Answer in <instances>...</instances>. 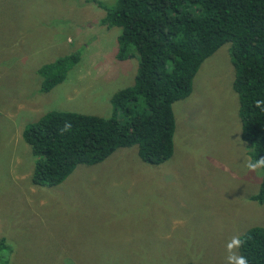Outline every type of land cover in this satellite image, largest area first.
<instances>
[{
    "label": "rangeland",
    "instance_id": "obj_1",
    "mask_svg": "<svg viewBox=\"0 0 264 264\" xmlns=\"http://www.w3.org/2000/svg\"><path fill=\"white\" fill-rule=\"evenodd\" d=\"M117 0H0V259L5 264H227V245L264 227L251 200L236 71L225 44L176 102L174 154L159 166L137 148L78 165L55 187L30 181L36 159L21 137L47 112L109 118L132 87L138 59L118 61L119 28L100 21ZM79 53L66 80L40 92L37 70ZM239 255V249L234 250Z\"/></svg>",
    "mask_w": 264,
    "mask_h": 264
},
{
    "label": "trees",
    "instance_id": "obj_2",
    "mask_svg": "<svg viewBox=\"0 0 264 264\" xmlns=\"http://www.w3.org/2000/svg\"><path fill=\"white\" fill-rule=\"evenodd\" d=\"M100 25L120 29L118 61L138 59L134 85L112 95L109 118L51 111L26 125L21 137L36 159L33 186H58L78 165L100 164L121 148L136 147L149 166L169 161L172 107L190 96L202 63L225 44L236 71L241 140L248 159L264 157V105L256 107L264 101V0H117ZM79 56L72 53L41 66L40 92L63 83ZM261 171L258 192L251 197L259 205L264 204ZM240 239L239 255L248 264H264V227L250 228ZM0 264L5 262L0 259Z\"/></svg>",
    "mask_w": 264,
    "mask_h": 264
},
{
    "label": "clouds",
    "instance_id": "obj_3",
    "mask_svg": "<svg viewBox=\"0 0 264 264\" xmlns=\"http://www.w3.org/2000/svg\"><path fill=\"white\" fill-rule=\"evenodd\" d=\"M264 105V101H257L256 107H261ZM70 124L65 125V130L70 128ZM246 168L251 172H257L258 169L264 168V157H260L255 162L248 160L246 163ZM244 242L240 239L239 236H234L231 242L227 245V250L229 255L227 257V264H248V259L245 256L238 255L236 249H239Z\"/></svg>",
    "mask_w": 264,
    "mask_h": 264
}]
</instances>
